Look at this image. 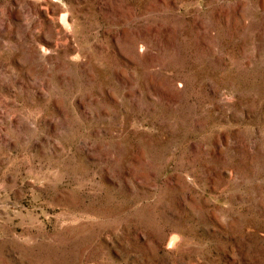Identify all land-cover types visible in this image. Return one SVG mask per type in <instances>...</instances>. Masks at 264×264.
Masks as SVG:
<instances>
[{"label":"rangeland","instance_id":"obj_1","mask_svg":"<svg viewBox=\"0 0 264 264\" xmlns=\"http://www.w3.org/2000/svg\"><path fill=\"white\" fill-rule=\"evenodd\" d=\"M0 264H264V0H0Z\"/></svg>","mask_w":264,"mask_h":264},{"label":"bare ground","instance_id":"obj_2","mask_svg":"<svg viewBox=\"0 0 264 264\" xmlns=\"http://www.w3.org/2000/svg\"><path fill=\"white\" fill-rule=\"evenodd\" d=\"M65 22V21H64ZM178 242L177 238L176 237H173L171 240H170V245H176Z\"/></svg>","mask_w":264,"mask_h":264}]
</instances>
